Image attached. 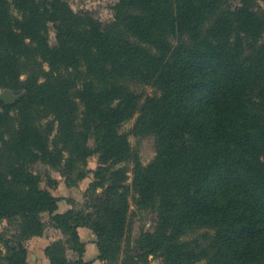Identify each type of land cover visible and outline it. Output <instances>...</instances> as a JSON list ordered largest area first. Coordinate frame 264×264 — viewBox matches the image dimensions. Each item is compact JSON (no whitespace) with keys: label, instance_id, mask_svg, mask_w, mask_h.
I'll return each mask as SVG.
<instances>
[{"label":"trees","instance_id":"obj_1","mask_svg":"<svg viewBox=\"0 0 264 264\" xmlns=\"http://www.w3.org/2000/svg\"><path fill=\"white\" fill-rule=\"evenodd\" d=\"M115 1L113 19L102 23L65 0H0V87L25 84L22 56L37 54L52 69L15 103L0 100L1 137L17 121L23 151L51 155L29 120L31 104L50 102L62 132L72 133V153L97 157L92 186L102 189L94 211L59 212L61 198L22 160L6 167L0 224L17 220L19 229L12 239L0 235V264H32L22 241L43 234V214L72 235L79 254L70 259L55 242L50 264H92L83 259V226L96 233L103 260L264 264V8L259 0ZM131 82L156 94L137 93ZM136 114L156 137L146 166L120 131ZM120 162L134 164L131 184L114 169ZM131 198L156 216L136 239Z\"/></svg>","mask_w":264,"mask_h":264},{"label":"rangeland","instance_id":"obj_2","mask_svg":"<svg viewBox=\"0 0 264 264\" xmlns=\"http://www.w3.org/2000/svg\"><path fill=\"white\" fill-rule=\"evenodd\" d=\"M76 13H89L95 19L102 23H107L114 17L115 0H65ZM240 0H235L234 3ZM258 3L264 8V1L259 0ZM56 30L50 27L49 39L52 44L56 43ZM5 56L10 53L5 51L1 46ZM15 54H11L14 56ZM20 56H17V58ZM18 72H20V80L25 83L18 88L0 87V100L6 104H13L25 94V87L29 85L30 80L33 82H45L52 73V69L48 62L44 61L41 56L33 54L32 57L18 58ZM64 72V71H62ZM83 74H76L79 82L85 77ZM130 87L137 93L156 94L155 90L141 83H130ZM47 101L37 100L35 105L30 106L29 120L33 125L39 127V132L48 144L51 155H47L45 159L42 157L34 158L29 152H24L21 141L19 140V123L14 121L10 132H2L0 135V172L6 170L9 165L18 163L19 160L24 162L28 169L34 174L40 176L41 186L49 190L55 197L61 198L58 202L59 212H65L73 209L78 212L94 211L91 205L94 204L95 192H101L102 189L94 190L92 182L94 181V172L98 166V159L93 156L86 161L80 159L79 154L72 153L73 137L71 132H62L58 121L56 106L50 105ZM17 111H13L15 116ZM144 120L140 114H136L126 120L120 127V131L128 135V140L133 146L134 151L138 154V160L143 166L150 164L157 155L156 137L151 133H146L142 128ZM149 132V131H147ZM34 150L33 147L30 151ZM37 153V152H36ZM134 164L120 162L115 165L114 169H125L127 171V184L133 181ZM132 216V238L136 239L142 231H151L155 224V214L149 208H144L135 198H131ZM42 221L45 223V230L42 235L25 239L22 244L28 250L29 261L32 264H50V258L47 249L55 242H61L66 250L65 254L68 258L73 259L79 256L78 252L73 248L72 235L56 226V223L48 214L42 215ZM18 221H3L0 224V235H4L6 239H12V236L18 233ZM81 241L85 243V251L83 259L92 262V264H123L122 257L116 255L113 261L108 258L103 260L100 257V249L97 242L98 237L92 228L83 226L78 228ZM0 241V248L5 251L4 244ZM148 264H162L160 258L150 257Z\"/></svg>","mask_w":264,"mask_h":264}]
</instances>
